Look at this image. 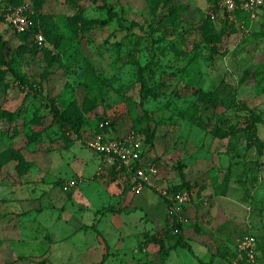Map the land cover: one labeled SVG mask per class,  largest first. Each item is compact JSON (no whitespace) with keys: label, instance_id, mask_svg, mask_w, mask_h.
I'll return each instance as SVG.
<instances>
[{"label":"rangeland","instance_id":"374dc122","mask_svg":"<svg viewBox=\"0 0 264 264\" xmlns=\"http://www.w3.org/2000/svg\"><path fill=\"white\" fill-rule=\"evenodd\" d=\"M39 1L43 49L0 20V264H264V22L225 29L211 0ZM106 118L155 131L144 163L191 194L187 248L163 199L85 146Z\"/></svg>","mask_w":264,"mask_h":264},{"label":"built area","instance_id":"2783aa9c","mask_svg":"<svg viewBox=\"0 0 264 264\" xmlns=\"http://www.w3.org/2000/svg\"><path fill=\"white\" fill-rule=\"evenodd\" d=\"M208 16L213 21H227L250 30L253 25L264 22V0H211ZM34 10L30 2L24 1L19 5L9 3L0 6V20L8 24L14 32L24 34L31 32L35 21ZM249 22V28L246 24ZM34 41L43 46L46 42L42 31L34 35ZM108 120L101 122L95 131L84 137L85 146L93 153L102 156L104 162L110 165L119 164L127 175L134 179V192L140 193L143 188L155 191L164 201L172 234L180 233L177 225L187 222L186 210L193 206L191 194L186 190L173 191L171 187L162 184L161 172L156 164L143 162L146 146L142 137L127 134L119 139L106 134L109 127ZM140 166H136L137 163ZM77 182L72 181L71 186ZM79 183V182H78ZM244 244L247 248L255 247L256 239L250 234L245 236Z\"/></svg>","mask_w":264,"mask_h":264},{"label":"trees","instance_id":"16d2710c","mask_svg":"<svg viewBox=\"0 0 264 264\" xmlns=\"http://www.w3.org/2000/svg\"><path fill=\"white\" fill-rule=\"evenodd\" d=\"M2 0H0V6H2L3 4H6V3H9V4H11V5H19V4H21V3H23V2H20V3H18V2H15V1H13V0H3L2 2H1ZM34 1V5L32 4V6H33V10H34V15H33V19H34V21H35V24H34V27L32 28V30H31V32H29V33H24V34H19V35H21V36H23V37H25V39H29V38H32L33 39V41H34V35L37 33V32H39V31H42L43 33H44V35H45V38H46V42H45V44L43 45V46H40V45H38L36 42V47L37 48H41V49H43V48H45L48 44H49V41H48V38H47V35H46V32H45V22L47 21L46 20V17L47 16H45L43 13H41L40 12V10H39V8H40V6H41V3H40V1L39 0H33ZM211 20V19H210ZM70 21H73V22H77L78 21V19H77V17H74V18H72V19H70ZM212 21V20H211ZM213 23H216V22H214V21H212ZM223 23H224V25L222 26V27H224L225 29H227V28H230L233 24H230L229 22H227V21H222ZM221 22V23H222ZM97 22L96 21H90V25L91 26H93L94 24H96ZM249 22H247V24H246V28H249ZM262 24H264V23H262ZM232 28V27H231ZM147 70H148V68L147 67H145V68H143L142 70H141V73L142 74H144L145 73V71L147 72ZM33 87V86H32ZM62 121V123L63 124H69V122L66 120V118H62L61 119ZM106 120H108L109 122H110V125H109V127L107 128V130H106V134L109 136V137H111V138H116V139H119L120 137H122V136H114V135H112V128H113V126H114V123L109 119V118H106V119H102L98 124H97V126H96V128H95V130L97 129V127L99 126V124L101 123V122H104V121H106ZM94 130V131H95ZM76 131H77V133L79 132L80 133V130L79 129H76ZM90 133V132H89ZM88 132H85V131H83V132H81L80 133V136L81 137H83V139H84V137H85V134L86 135H88L89 134ZM125 136V135H124ZM142 139H143V141H144V144H145V146H147V147H149V148H152L153 146H154V139H155V131H152L150 128H148L146 131H145V135H144V138L142 137ZM143 162H144V160H143ZM115 166H119V164H114ZM141 165V163L139 162V163H137L136 164V166L138 167V166H140ZM121 168V167H120ZM159 168V167H158ZM121 169H124V168H121ZM182 173V177H184V173H183V170L181 171ZM171 190H173V191H180V190H184V188L182 187V186H180V185H177V186H174V187H171ZM170 225H168L167 227H166V232L168 233V234H170V235H172V236H174V237H176V238H180V239H178L177 240V242H176V245L173 247V248H176V247H178V246H180V247H182V248H187V245H186V243H184L182 240V235H183V233H182V231H183V225H177V227H179L180 228V233L179 234H176V235H174V234H172V229L169 227ZM146 242H148V243H153V244H157V245H159L160 246V253L162 254V255H164V256H166V255H168L169 254V252L172 250V248H166V245H165V237H164V235L162 234V233H158V234H156V235H154V236H150V237H147V241Z\"/></svg>","mask_w":264,"mask_h":264},{"label":"crops","instance_id":"0c3cea01","mask_svg":"<svg viewBox=\"0 0 264 264\" xmlns=\"http://www.w3.org/2000/svg\"><path fill=\"white\" fill-rule=\"evenodd\" d=\"M96 128V127H95ZM95 128L94 129H87L85 132H92V131H94L95 130ZM85 136H86V134H85ZM120 136H124V135H120ZM92 152V151H91ZM92 155L93 156H95L96 158H97V160H99V161H101L102 163H103V161H104V159H103V157L102 156H99V155H97V154H95V153H93L92 152ZM125 172V171H124ZM45 176V173L43 172V177ZM54 178V177H53ZM53 180V179H52ZM56 180V179H55ZM43 183H44V181H43ZM49 186H47V188L46 187H44L43 186V195H45L46 193H49V195L48 196H50V195H52V193H53V191H52V189L50 190V188H48ZM150 193H148L147 195H148V197H150V195H149ZM138 202V201H137ZM140 203L141 204H143V203H145V201H144V199H141V201H140ZM165 204V203H164ZM127 218V217H126ZM130 218V217H129ZM124 221H125V219L124 218H122ZM121 219V220H122ZM61 228H62V226H61Z\"/></svg>","mask_w":264,"mask_h":264}]
</instances>
